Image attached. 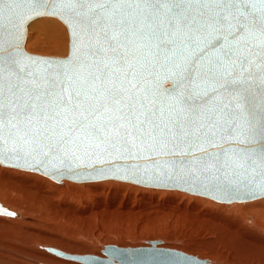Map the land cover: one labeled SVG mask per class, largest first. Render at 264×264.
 <instances>
[{"label": "snow or ice", "instance_id": "6c2138e0", "mask_svg": "<svg viewBox=\"0 0 264 264\" xmlns=\"http://www.w3.org/2000/svg\"><path fill=\"white\" fill-rule=\"evenodd\" d=\"M43 6L0 0V15ZM51 14L69 21L71 60L27 56L19 35L0 45V145L26 163L179 153L225 176L251 164L264 192V0H54Z\"/></svg>", "mask_w": 264, "mask_h": 264}, {"label": "bare ground", "instance_id": "6f19581e", "mask_svg": "<svg viewBox=\"0 0 264 264\" xmlns=\"http://www.w3.org/2000/svg\"><path fill=\"white\" fill-rule=\"evenodd\" d=\"M45 18L29 23L27 42L31 36L29 27L35 22V25H41L43 30L50 33L54 43L49 42L48 46L64 52L60 34L64 28L56 20ZM38 175L31 171L0 167V203L16 213L14 216L0 215V264H84L49 252L46 248L72 255L104 257L101 253L104 245L132 247L122 245L127 244L125 237L134 239L135 234L147 239L140 246L159 241L157 246L160 248L180 250L208 259L203 253L199 256L204 251L209 254L208 260L213 264H264V198L230 204L216 203L219 205L217 208H204L201 196H186L177 190L134 187L116 180L85 185L73 184L69 180L52 183L53 180L47 181L48 177ZM137 191L139 194L135 196L134 192ZM163 193H166L164 198H157ZM243 211L254 212L255 215H246ZM59 214H66L62 216L66 222L73 219L79 230L75 233L81 234H76L74 239L68 232L66 234L53 227ZM171 216L172 222L178 217L182 219V216L191 222L187 227L184 225V229H178L175 225L177 221L175 226L166 222L165 218ZM81 229L84 231L80 232ZM201 230L208 231L213 238L197 233ZM94 233L96 239L93 238ZM102 233L105 235L101 238L104 245L94 252L89 244L99 242L98 237ZM223 247L230 252L226 253ZM217 257L222 261H217Z\"/></svg>", "mask_w": 264, "mask_h": 264}, {"label": "water", "instance_id": "95a60500", "mask_svg": "<svg viewBox=\"0 0 264 264\" xmlns=\"http://www.w3.org/2000/svg\"><path fill=\"white\" fill-rule=\"evenodd\" d=\"M27 3L28 0H18ZM35 4L45 5L35 8H21L12 14L0 15V45L7 47L19 35V48L30 57H38L50 61H69L72 59V29L68 19L59 14H51L54 0H33ZM40 13V14H36ZM31 18H27V17ZM40 17H55L66 27L68 33V50L65 56H49L28 52L25 49L27 27L29 23ZM79 56V53H78ZM76 63V61H74ZM29 69H25L27 74ZM163 88L171 89V81H164ZM243 147L260 149V143L254 145H225V147ZM209 151L217 149L209 148ZM81 156L82 153H77ZM197 157L200 153L195 154ZM20 158L17 159L16 157ZM192 157L177 155L158 156L153 154H128L125 157H109L104 155L101 160L83 156L82 160L75 157H65L63 154L51 153L40 157L39 161L28 158L27 163L23 152H10L0 145V165L24 171H31L48 177L56 183L69 180L77 183L116 180L128 182L146 188L178 190L192 195H198L219 203L246 202L264 198V192L257 186L261 177L259 168L253 174L249 164L248 171L225 176L222 172L191 171L189 161ZM0 203V215L14 216ZM159 242V241H157ZM157 242H149L148 246L119 247L104 245L101 253L104 257L93 254L72 255L55 248H46L49 252L62 257L71 258L84 264H213L208 259H202L192 254L170 248H160Z\"/></svg>", "mask_w": 264, "mask_h": 264}, {"label": "rangeland", "instance_id": "374dc122", "mask_svg": "<svg viewBox=\"0 0 264 264\" xmlns=\"http://www.w3.org/2000/svg\"><path fill=\"white\" fill-rule=\"evenodd\" d=\"M40 18H43V17H40ZM39 18V19H40ZM50 18H52V19H54V20H56L64 29L63 30H61V32H60V34L62 35V37H63V39H62V41H63V48H64V52H58L56 49H54V48H51V47H49L48 46V43L50 42V43H54L53 41H52V38L50 37V33H48V32H46L45 30H43L42 29V27H41V25H35V22L32 24V26H30L29 27V33L31 34V36H30V39H29V42H27L28 41V39L26 40V42L27 43H25V49L28 51V52H31V53H34V54H40V55H49V56H65L66 54H67V50H68V34H67V31H66V28H65V26H64V24L63 23H61L60 22V20H58V19H56L55 17H47V18H45V19H50ZM39 19L37 18L35 21H39ZM40 21H42V20H40ZM33 22V21H32ZM33 26H34V28H33ZM53 45V44H52ZM66 51V52H65ZM0 167H1V165H0ZM15 169V168H14ZM20 170V169H19ZM34 173V172H33ZM35 174H37V173H35ZM38 176H40V175H38ZM41 177H44V176H42L41 175ZM46 178V177H45ZM47 179V178H46ZM47 181H52L51 179H47ZM68 182H71V183H73V184H76L77 182H73V181H68ZM118 182H121V181H118ZM52 183H55L54 181L52 182ZM86 183H90V182H86ZM86 183H77L78 185L80 184V185H85ZM125 183V182H124ZM126 183H128V182H126ZM129 184H131V185H133L134 187H142V186H139V185H135V184H132V183H129ZM134 191V190H133ZM178 191V190H177ZM179 192H181V191H179ZM183 193H185V192H183ZM86 194V192L85 193H82V195H85ZM138 194H139V191H137V192H134V195L135 196H138ZM166 193H163V194H159L158 195V197L157 198H164L166 195H165ZM186 194V196H191L192 194H188V193H185ZM75 195H77V193L75 192ZM193 196H197V195H193ZM198 197H200V196H198ZM201 198H203V207L204 208H208V207H212V208H217V207H219V205L217 206V204L216 203H219V202H214V201H212L211 199H208V198H205V197H201ZM187 198H184V200H186ZM193 199V198H192ZM192 201V200H191ZM211 203V204H210ZM208 204V205H207ZM219 204H221V203H219ZM214 206V207H213ZM235 213H237V212H235ZM243 213L244 214H249V215H251V216H254L255 214H254V212H251V213H249L248 211H243ZM64 215H66V214H59V215H57V217H56V220H57V222L53 225V227H57L60 231H64V232H66V234H67V232H68V235L70 236V235H72L73 237H74V239L76 238V234L78 235V234H81V233H75V232H77V231H79V230H77V223L76 222H74L73 221V219L72 220H70V222H66L64 219L65 218H63L62 216H64ZM62 217V218H61ZM184 218V219H183ZM166 219V222L168 223H171V224H169V225H174V223H175V225H177V227H178V229H184L185 228V226L187 225V226H189L188 225V223L189 222H191L189 219H187L186 220V217L185 216H182V219H181V217H178L177 219H176V221H174V222H172V219H173V217L171 216V217H169V218H165ZM169 219H170V221H169ZM181 219V220H180ZM59 220V221H58ZM168 220V221H167ZM50 221V220H49ZM183 221V222H182ZM247 221H248V218H247ZM73 222V223H72ZM180 222V223H179ZM182 222V223H181ZM185 222V223H184ZM249 223H250V221H248ZM49 223V222H48ZM67 223H70L69 225L67 224ZM63 225H65V226H63ZM77 227H76V226ZM174 225V226H175ZM185 225V226H184ZM186 226V227H187ZM50 227H52V226H50ZM52 227V228H53ZM63 227V228H62ZM54 229V228H53ZM52 230V229H51ZM57 230V229H56ZM72 231V233L70 234L69 233V231ZM83 229H81L80 230V232H83L82 231ZM204 230H201V231H199V232H197V233H200V234H202V235H205V236H207L208 238H209V236H210V238H213V236H212V234H210L208 231H205V232H203ZM52 233H54L53 231H51ZM96 233V232H95ZM95 233L93 234V238L94 239H96L97 238V236L95 235ZM60 235H63V233L62 232H60ZM68 235H66L65 237L66 238H69L68 237ZM138 234H135V236H134V239L133 238H130V237H125V239H126V241H127V244L126 245H122V244H119V243H115V244H118V245H122V246H129V245H132V246H140L141 244H143V243H145V241L147 240V239H145V238H139V236H137ZM165 235V234H164ZM64 236V235H63ZM105 236L104 235V233H102L101 235H100V237H98L99 238V242H97L98 243V245H97V243L95 244V243H93V241L89 244V248H91V249H93L94 250V252L95 251H99L101 248H102V246L104 245V243H101V238H103V237ZM166 236V235H165ZM193 237H198V235H194ZM116 238V237H115ZM118 238V237H117ZM124 238V237H123ZM122 238V239H123ZM139 239H141V240H139ZM153 239V238H152ZM160 239V238H159ZM131 240V241H130ZM144 240V241H143ZM138 242V243H137ZM175 243H177V242H175ZM103 244V245H102ZM113 244V243H112ZM179 244V243H178ZM180 244H182L181 242H180ZM102 245V246H101ZM183 245V244H182ZM100 248V249H99ZM224 248V250H226V253L227 252H230V250H227L225 247H223ZM222 248V249H223ZM222 252H225V251H222ZM202 253H203V256H205V258L207 257L208 259H209V257H208V253L207 252H204V251H202L201 252V254L199 255V256H201L202 255ZM195 254H197V253H195ZM198 255V254H197ZM217 261H219V260H221V258H215ZM223 259V258H222ZM225 259H223V261H224ZM222 261V260H221ZM221 261H219V262H221ZM216 262V261H215ZM223 264H225V263H223Z\"/></svg>", "mask_w": 264, "mask_h": 264}]
</instances>
